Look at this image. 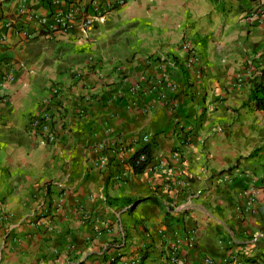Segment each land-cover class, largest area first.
Segmentation results:
<instances>
[{"label": "crops", "instance_id": "obj_1", "mask_svg": "<svg viewBox=\"0 0 264 264\" xmlns=\"http://www.w3.org/2000/svg\"><path fill=\"white\" fill-rule=\"evenodd\" d=\"M0 74V264H264V0H0Z\"/></svg>", "mask_w": 264, "mask_h": 264}, {"label": "built area", "instance_id": "obj_2", "mask_svg": "<svg viewBox=\"0 0 264 264\" xmlns=\"http://www.w3.org/2000/svg\"><path fill=\"white\" fill-rule=\"evenodd\" d=\"M114 2L116 4H121L123 2V0H114ZM108 7H110V6H108ZM92 9H93V12L95 11L94 17H98L99 14L101 16L102 12H101V10H99L98 6L95 5L92 7ZM83 10L80 7H77L76 9L67 10L65 12H53L52 14H50L48 16H38L35 14H29L28 17L30 20H32L36 24L40 25L42 28H45L48 31H53V30H67V29H69L71 27L72 21H74V14H77V15L79 14L78 15L79 28L82 31V33H87L93 27L94 17L86 15L85 14L86 9H83ZM75 12H77V13H75ZM11 24L12 23L9 22L7 24V26L9 27ZM23 34L26 36H30V35H28V33L26 31H23ZM188 46H186L185 48L186 49L189 48ZM4 77H6L5 74L0 76V83L3 82ZM38 123H39L38 121H32L31 126H37L38 127ZM48 140H50V137H48ZM237 257H240L238 252L233 254L232 257H230V258H232V260H233V259H237ZM233 262H235V261H233ZM238 264H241L240 259H239Z\"/></svg>", "mask_w": 264, "mask_h": 264}, {"label": "trees", "instance_id": "obj_3", "mask_svg": "<svg viewBox=\"0 0 264 264\" xmlns=\"http://www.w3.org/2000/svg\"><path fill=\"white\" fill-rule=\"evenodd\" d=\"M252 101L256 110H264V85L258 84L252 95ZM152 159V149L149 145L136 151L128 160L133 173L139 175L145 172Z\"/></svg>", "mask_w": 264, "mask_h": 264}]
</instances>
